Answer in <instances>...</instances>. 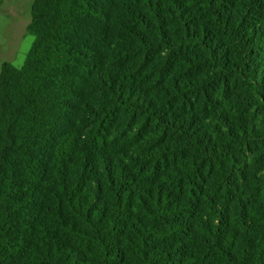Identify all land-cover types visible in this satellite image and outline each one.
Returning a JSON list of instances; mask_svg holds the SVG:
<instances>
[{
	"label": "trees",
	"instance_id": "16d2710c",
	"mask_svg": "<svg viewBox=\"0 0 264 264\" xmlns=\"http://www.w3.org/2000/svg\"><path fill=\"white\" fill-rule=\"evenodd\" d=\"M0 70V264H264V0H33Z\"/></svg>",
	"mask_w": 264,
	"mask_h": 264
},
{
	"label": "rangeland",
	"instance_id": "374dc122",
	"mask_svg": "<svg viewBox=\"0 0 264 264\" xmlns=\"http://www.w3.org/2000/svg\"><path fill=\"white\" fill-rule=\"evenodd\" d=\"M33 0H0V70L3 62L21 66L33 37L27 33Z\"/></svg>",
	"mask_w": 264,
	"mask_h": 264
}]
</instances>
